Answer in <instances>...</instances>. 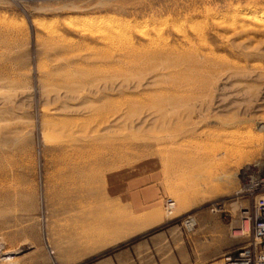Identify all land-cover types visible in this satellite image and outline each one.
<instances>
[{"label": "rangeland", "instance_id": "374dc122", "mask_svg": "<svg viewBox=\"0 0 264 264\" xmlns=\"http://www.w3.org/2000/svg\"><path fill=\"white\" fill-rule=\"evenodd\" d=\"M256 9L264 0H0V264H217L252 242ZM109 26L127 36L110 40ZM130 47L153 54L138 64ZM151 93L188 100L160 109ZM134 179L158 190L142 217L129 207Z\"/></svg>", "mask_w": 264, "mask_h": 264}, {"label": "built area", "instance_id": "2783aa9c", "mask_svg": "<svg viewBox=\"0 0 264 264\" xmlns=\"http://www.w3.org/2000/svg\"><path fill=\"white\" fill-rule=\"evenodd\" d=\"M245 192L253 199L248 212V222H252L253 240L248 245L236 248L222 256L217 264H264V158L243 167ZM166 208L172 211L173 199L168 198Z\"/></svg>", "mask_w": 264, "mask_h": 264}, {"label": "bare ground", "instance_id": "6f19581e", "mask_svg": "<svg viewBox=\"0 0 264 264\" xmlns=\"http://www.w3.org/2000/svg\"><path fill=\"white\" fill-rule=\"evenodd\" d=\"M253 16L255 17V18H258V19H262V20H264V9H256V10H254V12H253ZM251 17V16H250ZM254 19V18H253ZM256 20V19H255ZM71 21V20H70ZM79 21V20H78ZM94 21V20H93ZM254 21V20H253ZM255 22H257V20L255 21ZM81 23V22H80ZM88 23V22H87ZM91 22H89V24H90ZM113 23V22H112ZM259 23V22H258ZM92 24V23H91ZM115 25V24H114ZM262 25H263V23H262ZM89 27H91L92 29H93V26H94V24L93 25H88ZM116 26V25H115ZM86 27H87V25H86ZM97 27V26H96ZM100 27L98 26V28H95V29H99ZM102 28V27H101ZM100 28V29H101ZM85 29V28H84ZM99 29V30H100ZM104 29H106V32H107V34H108V37H109V39L110 40H115L116 38H118V37H122V36H124V35H126V34H121L122 32H119L120 30H118L117 31V29H119V28H114V27H106V28H104ZM127 30V29H126ZM125 30V31H126ZM138 30V29H137ZM125 31L123 30V32L125 33ZM86 32V31H85ZM97 32H98V30H97ZM101 32H102V30H101ZM131 31H129L128 32V34L130 33ZM92 33H95V32H93V30H92ZM100 33V32H99ZM104 34V37H107V36H105L106 35V33H105V31L103 32ZM97 34V33H96ZM143 34L145 35V33L143 32ZM148 34V33H147ZM101 35V34H100ZM99 35V36H100ZM159 34H157V36H158ZM127 36V35H126ZM150 36V35H149ZM160 36H161V34H160ZM160 36L158 37L159 39H160ZM104 37H100V38H104ZM136 37V36H135ZM148 37V36H147ZM151 37V36H150ZM99 38V39H100ZM162 38V37H161ZM96 39H98V37L96 38ZM98 39V40H99ZM131 39V38H130ZM152 39V38H151ZM163 39H164V36H163ZM162 39V40H163ZM87 40V39H86ZM103 40V39H102ZM107 40V39H106ZM106 40H104V41H106ZM127 40V39H126ZM155 40V39H154ZM128 41V40H127ZM158 41V40H157ZM129 42V41H128ZM127 42V43H128ZM135 42V41H134ZM142 42V41H141ZM153 42H155V41H153ZM164 42V41H163ZM167 42V41H166ZM106 43V42H105ZM110 43V42H109ZM149 43H150V41H149ZM158 43V42H157ZM97 44V43H96ZM100 44V43H99ZM120 44V43H119ZM130 44V43H129ZM153 44V43H152ZM159 44H160V42H159ZM122 45V44H121ZM156 45V44H155ZM93 46V45H92ZM105 46V45H104ZM113 46V45H112ZM120 46V45H119ZM135 46V45H134ZM161 46V45H160ZM164 46V45H163ZM101 47V46H100ZM106 47V46H105ZM104 47V48H105ZM123 47H124V45H123ZM142 47V46H141ZM111 48V47H110ZM118 48V47H117ZM135 47H130L128 50V53L130 54V56L132 57V60L134 61L135 59L137 60V58H138V60L140 59L139 57H143V56H146L147 58H148V54H149V57H150V55L151 54H153L152 52H153V50H151V49H143V50H137V49H134ZM140 48V47H139ZM184 48V47H183ZM90 49V48H89ZM122 49V48H121ZM127 49V48H126ZM142 49V48H141ZM153 49V48H152ZM173 49V48H172ZM101 50V49H100ZM108 50V49H107ZM106 50V51H107ZM111 50V49H110ZM109 50V51H110ZM92 51V50H91ZM113 51V50H112ZM120 51V50H119ZM155 51H158V50H155ZM194 51V50H193ZM92 52H94V51H92ZM103 52V51H102ZM126 52V51H125ZM190 52V51H189ZM110 53V52H109ZM115 53H116V51H115ZM118 53V52H117ZM155 53V52H154ZM159 53V52H158ZM164 53H166V52H164ZM178 53V52H177ZM186 53V52H185ZM185 53H184V55H185ZM192 53V52H191ZM90 54V53H89ZM92 54V53H91ZM100 54V53H99ZM99 54H98V56H99ZM107 55H108V53H106ZM157 54V53H156ZM169 54V53H168ZM93 55V54H92ZM102 55V54H101ZM119 55V54H118ZM123 55V54H122ZM159 55V54H158ZM162 55V54H161ZM193 55V54H192ZM97 56V57H98ZM106 56V55H105ZM116 56V55H115ZM120 56V55H119ZM152 56V55H151ZM157 56V55H156ZM155 56V57H156ZM167 56V55H166ZM172 56V55H171ZM170 56V57H171ZM186 56H188L187 55V53H186ZM154 57V56H153ZM190 57H191V55H190ZM90 58V57H89ZM121 57H119V59H120ZM127 58V57H126ZM126 58H125V60H126ZM145 58V57H144ZM161 58H163V56L161 57ZM169 58V57H168ZM177 58H178V56H177ZM180 58V57H179ZM187 58V57H186ZM93 59V58H92ZM130 59V58H129ZM129 59H127V60H129ZM152 59V58H151ZM156 59H158V58H156ZM173 59H174V57H173ZM131 60V62H133ZM135 60V61H136ZM158 60H160V59H158ZM158 60H156V61H158ZM178 60V59H177ZM187 60V59H186ZM122 61H123V59H122ZM154 61V60H153ZM179 61V60H178ZM177 61V62H178ZM128 62H130V61H127V63ZM130 62V63H131ZM159 62V61H158ZM164 62H166V61H164ZM173 62V61H172ZM180 62V61H179ZM178 62V63H179ZM140 63V60L138 61V64ZM176 63V62H175ZM134 66H136L137 67V65H136V63H132ZM177 64V63H176ZM78 65V64H77ZM81 65V64H80ZM172 65V64H171ZM125 66H127V64L125 65ZM131 65H129V67H130ZM132 67V66H131ZM114 68V67H113ZM127 68V67H126ZM125 68V69H126ZM97 69V68H96ZM139 70V69H138ZM85 71V70H84ZM131 71V70H130ZM137 71V70H136ZM135 72V71H134ZM79 73V72H78ZM86 73V72H85ZM81 74V73H80ZM87 74V73H86ZM161 74V73H160ZM79 75V74H78ZM78 75H77V77H78ZM160 76V75H159ZM158 76V77H159ZM154 77V76H153ZM81 78H83V77H81ZM157 78V77H156ZM184 78V77H183ZM154 79V78H153ZM153 79H151L152 81H153ZM150 80V81H151ZM149 81V80H148ZM151 81V82H152ZM124 82V81H123ZM155 81H153V83H154ZM125 84V83H124ZM135 84H137V83H135ZM144 84V83H143ZM155 84V83H154ZM104 85V84H103ZM145 85H148V84H145ZM184 85V82L182 81H176V82H173L172 83V88H174L175 90H177L178 88H181V86H183ZM126 86V85H125ZM124 86V88H126ZM140 86V85H139ZM139 86L137 87H135L134 86V89L135 88H139ZM122 89V88H121ZM129 90V89H128ZM152 90V89H151ZM149 91V90H148ZM159 91V90H158ZM71 92V91H70ZM144 92H146V91H144ZM152 92V91H151ZM160 92V91H159ZM135 93V92H134ZM150 93V92H149ZM143 94V93H142ZM152 94V93H151ZM172 95H166V96H156L157 94H155L154 96H153V94L150 96L149 95V98L150 99H153L155 102H154V104L155 105H157V106H159L160 107V109L164 106V104L165 103H170L169 104V106H171V104L173 105V107H177V106H182V105H185V100H188V99H185L184 97L186 96L185 94V96H180V95H173V93H171ZM126 95V94H125ZM137 95V94H136ZM146 95H148L147 93H146ZM131 96V95H130ZM153 96V97H152ZM94 97V96H93ZM100 97V96H99ZM106 97H108V96H105V98ZM133 97V96H132ZM131 97V98H132ZM76 98V97H75ZM136 98V97H135ZM188 98V97H187ZM110 99H111V97H110ZM183 99H185L184 101H183ZM114 100V99H113ZM132 100V99H131ZM137 101H138V99H136ZM125 101V100H124ZM133 101L134 102H136L134 99H133ZM221 101V100H220ZM122 103V102H121ZM126 103H127V105H128V103H132L131 101H129L128 99H127V101H126ZM123 104H124V102H123ZM186 104H187V101H186ZM92 105V104H91ZM134 105H136V104H134ZM146 105H148V104H146ZM154 105V106H155ZM228 105V104H227ZM84 106V105H83ZM87 107H88V105H86ZM119 106V105H118ZM153 106V105H152ZM153 106V107H154ZM188 106V105H187ZM94 107V106H93ZM136 107V106H135ZM142 107V106H141ZM156 107V106H155ZM185 107V106H184ZM101 108H103V107H101ZM163 108H166V107H163ZM162 108V109H163ZM169 108H171V107H169ZM183 108V107H182ZM222 108V107H221ZM138 109V108H137ZM152 109V108H151ZM71 110V109H70ZM84 110V109H83ZM99 110V108L97 109V111ZM105 110V109H104ZM103 110V111H104ZM135 110V109H134ZM154 110V109H153ZM157 110V109H156ZM168 110V109H167ZM167 110H166V113H167ZM169 110H171V109H169ZM169 110H168V112H169ZM100 111V110H99ZM102 111V112H103ZM155 111V110H154ZM158 111V110H157ZM172 111V110H171ZM176 111H177V109H176ZM176 111H174L173 110V114H174V112H176ZM179 111H180V109H179ZM105 112V111H104ZM98 113V112H97ZM157 113V112H156ZM166 113H164V114H166ZM99 114V113H98ZM131 114V113H130ZM161 114H163V111L161 112ZM168 114V113H167ZM166 114V115H167ZM172 114V113H171ZM100 115V114H99ZM102 115V114H101ZM159 115V114H158ZM156 117V116H155ZM163 117H165V115H163ZM163 117H161L162 119H163ZM171 117H173V115L171 116ZM170 117V118H171ZM96 118V117H95ZM167 118V117H166ZM154 119H156V118H154ZM168 119V118H167ZM91 120V119H90ZM171 120V119H170ZM170 120H169V123H170ZM74 121V120H73ZM159 122H163V121H160V119H159ZM167 123H168V120L166 121ZM172 122V121H171ZM78 123V122H77ZM161 124V123H160ZM164 124V126H165V123H163ZM162 124V125H163ZM168 126V125H167ZM162 126L160 125V128H161ZM138 129V128H137ZM226 131V130H225ZM230 131H232V130H230ZM235 131V130H234ZM137 132V131H136ZM221 132H222V130H221ZM234 133V132H233ZM97 134V133H96ZM231 137V136H230ZM97 147V146H96ZM96 147H94V148H96ZM91 148V147H90ZM89 148V149H90ZM240 148V147H239ZM99 149H100V147H98L97 148V150L96 151H99ZM92 150H94V149H92ZM101 153V151L100 152H98V154H100ZM250 153H251V151H250ZM242 154V156H248V155H250L247 151H244V150H241L240 151V155ZM87 155V154H86ZM242 158V157H241ZM240 167V166H239ZM184 197V196H183ZM185 200H186V198H185ZM186 203V202H185ZM170 214V213H169ZM242 217H244L245 218V221L246 222H248V212H247V210L246 211H244V212H242ZM190 225H192V220L191 221H189L188 222ZM189 225V226H190Z\"/></svg>", "mask_w": 264, "mask_h": 264}, {"label": "crops", "instance_id": "0c3cea01", "mask_svg": "<svg viewBox=\"0 0 264 264\" xmlns=\"http://www.w3.org/2000/svg\"><path fill=\"white\" fill-rule=\"evenodd\" d=\"M142 181L134 179L131 181L129 194V207L133 209L136 216L142 217L144 211L152 207L153 201H156L158 190L156 186L142 188Z\"/></svg>", "mask_w": 264, "mask_h": 264}]
</instances>
